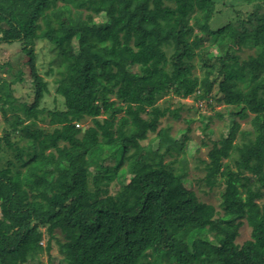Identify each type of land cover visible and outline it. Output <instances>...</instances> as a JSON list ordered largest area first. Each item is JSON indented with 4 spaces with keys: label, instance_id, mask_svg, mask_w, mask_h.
Segmentation results:
<instances>
[{
    "label": "trees",
    "instance_id": "16d2710c",
    "mask_svg": "<svg viewBox=\"0 0 264 264\" xmlns=\"http://www.w3.org/2000/svg\"><path fill=\"white\" fill-rule=\"evenodd\" d=\"M237 1L252 6L245 18L213 28L215 0H0V44L20 45L34 85L32 103L16 98L20 53L6 62L0 264H35L52 240L64 264H264V0ZM35 39L60 54L46 74L57 75L61 108H37L47 83L36 71ZM219 75L221 90L234 81L245 101L242 91L251 89L263 110L251 129L230 117L209 139L200 182L220 188L215 206L186 185L183 159H165L176 147L141 141L149 132L168 140L170 126L157 129L160 119L178 117L155 96L172 90L207 99ZM44 119L48 127L37 126ZM201 131L211 133L207 122ZM244 222L250 237L239 244Z\"/></svg>",
    "mask_w": 264,
    "mask_h": 264
},
{
    "label": "rangeland",
    "instance_id": "374dc122",
    "mask_svg": "<svg viewBox=\"0 0 264 264\" xmlns=\"http://www.w3.org/2000/svg\"><path fill=\"white\" fill-rule=\"evenodd\" d=\"M230 3L234 5V8L238 10H232ZM216 16L212 20L211 27L217 28L226 23L230 19H243L248 12L251 11L252 6L244 3L240 4L237 0H215ZM59 13L55 12L54 16H58ZM77 29H83L82 25L77 26ZM20 45L18 43L13 44H0V76L7 81L11 78V73H8V66L6 62H14L20 53V64L23 71L24 82H16L11 85L13 94L16 98L22 101L32 103L34 101V85L30 83L32 76L27 64V55L24 52H20ZM33 49L35 52V65L36 71L42 76L44 82L47 83V91L43 93L42 98L37 104V108H43L50 110L54 107H62V98L55 90L54 79L57 75L53 71L50 74H46L48 66H51L54 70L61 63L60 54L57 48L49 45L45 40H34ZM245 57V52L240 51L238 53V67H243L244 63L242 59ZM194 75L201 78L203 76V67L200 63H196V67L192 71ZM217 75V74H216ZM222 80V76H217L215 79L213 89L207 99H197L195 95H189L187 97H181L175 94L172 90L162 92L155 96V104L158 106H168L171 109L177 108L178 117L168 114L160 119V124L157 129L166 125L170 126V138L158 139L156 137L157 132H149L147 138L141 141L151 149L158 145H165L167 141L176 147L177 152H172L171 155L166 156V160H184L186 162L187 176L190 182L186 185L196 191V194L200 199L210 202L217 206L219 200L220 188L215 187L208 190L206 186L200 182V178L203 175V160L206 159V153L211 143L209 139L216 140L227 129L228 121L230 117H233L235 121L240 124V129H251L250 119L257 112L262 111V107L257 99H253L251 96V89L242 91V97L240 98L239 85L234 81H224L223 90L219 88V81ZM217 81V82H216ZM107 113V107H103L99 118H103ZM220 114L217 115V114ZM231 113V115H230ZM120 115V114H119ZM8 116V114H7ZM210 117V118H207ZM29 120H26L27 123ZM37 126L42 128L48 127V119L36 120ZM207 122L208 130H211L208 135L201 131L203 123ZM91 124L89 118L79 123L80 128H84ZM7 127L4 121V116L0 111V137L4 135V130ZM180 130H184L188 139L184 141L185 147L182 145L183 141ZM209 131H207L208 133ZM174 136L180 138L178 141L174 139ZM241 140L238 134L236 141ZM206 142V145L204 144ZM182 145V146H181ZM178 166V162L174 163ZM113 190V188H112ZM43 229V228H42ZM250 227L244 222L238 229V236L235 241L241 244L243 241L250 237ZM58 239L60 235L56 233ZM46 242V236L42 238L41 244L44 246ZM62 253L55 240L51 241V248L48 252H42L34 260L35 264H64L62 261Z\"/></svg>",
    "mask_w": 264,
    "mask_h": 264
}]
</instances>
